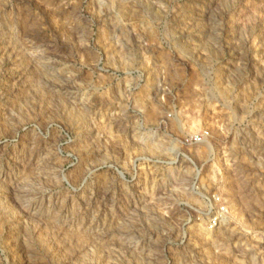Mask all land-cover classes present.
Masks as SVG:
<instances>
[{
    "label": "rangeland",
    "instance_id": "374dc122",
    "mask_svg": "<svg viewBox=\"0 0 264 264\" xmlns=\"http://www.w3.org/2000/svg\"><path fill=\"white\" fill-rule=\"evenodd\" d=\"M0 264H264V0H0Z\"/></svg>",
    "mask_w": 264,
    "mask_h": 264
}]
</instances>
